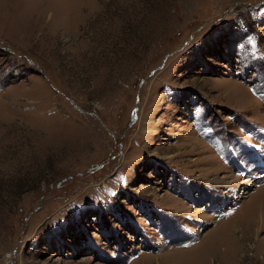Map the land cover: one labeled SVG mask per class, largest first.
<instances>
[{
    "label": "rangeland",
    "instance_id": "374dc122",
    "mask_svg": "<svg viewBox=\"0 0 264 264\" xmlns=\"http://www.w3.org/2000/svg\"><path fill=\"white\" fill-rule=\"evenodd\" d=\"M10 259L264 264V0H0Z\"/></svg>",
    "mask_w": 264,
    "mask_h": 264
},
{
    "label": "built area",
    "instance_id": "2783aa9c",
    "mask_svg": "<svg viewBox=\"0 0 264 264\" xmlns=\"http://www.w3.org/2000/svg\"><path fill=\"white\" fill-rule=\"evenodd\" d=\"M8 264H13V262L11 261V259L9 260Z\"/></svg>",
    "mask_w": 264,
    "mask_h": 264
},
{
    "label": "bare ground",
    "instance_id": "6f19581e",
    "mask_svg": "<svg viewBox=\"0 0 264 264\" xmlns=\"http://www.w3.org/2000/svg\"><path fill=\"white\" fill-rule=\"evenodd\" d=\"M64 5V4H63ZM66 6V5H65Z\"/></svg>",
    "mask_w": 264,
    "mask_h": 264
}]
</instances>
